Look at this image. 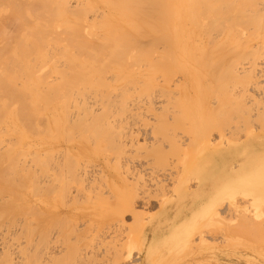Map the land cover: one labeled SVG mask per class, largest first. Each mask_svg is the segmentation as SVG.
Wrapping results in <instances>:
<instances>
[{
    "label": "rangeland",
    "instance_id": "obj_1",
    "mask_svg": "<svg viewBox=\"0 0 264 264\" xmlns=\"http://www.w3.org/2000/svg\"><path fill=\"white\" fill-rule=\"evenodd\" d=\"M257 1L261 2L262 0L261 1L257 0ZM101 6H104V5L101 4ZM104 7H106V6H104ZM263 21L264 20H261L260 22L263 23ZM191 22H193V21H191ZM244 22L241 21L240 23L242 24ZM260 22L257 23L258 26H259ZM188 23L189 24H188L187 28L190 29L189 32L191 31L192 28H194V25L197 26V24H194V22L193 23L188 22ZM145 24H147V23H145ZM190 24L191 25L194 24V25L191 26ZM237 24H239V23H237ZM241 24H239L240 26H235V28L237 27L236 29L234 28L236 33L233 35L234 32H231V34L229 36L230 38L226 37L228 32H226L225 30H224L225 32L222 31V29H223L222 28L221 32H222L223 36L222 35L219 36V39H217L216 42H214L215 45L213 43H211L210 41L212 39H213V41H215L216 37L218 35H220L221 33H218V35H217V32H213L215 35L214 34H212V35L215 36V39H214V37L213 38H207V36H206L207 39L205 38L204 42H202V43L199 42V39H198L199 37H195V35H193L194 37L193 36L189 37L190 35L185 36V38H183L182 41L183 42L186 41L187 43L191 42L190 43L191 47L188 49H182V50H177V51H165L166 49L163 47V45L159 44L157 46H160V49H159V47L156 46V49H158V50L155 49V51H154V49H153L152 50V51H154L153 53L150 52L149 54H147V53L145 54L146 57H144V59H147L148 61L144 60V62L141 61L139 63V64H141L142 62L143 63L146 62L145 65L142 63L144 67L142 66V64L140 66H142L141 72H143V74H148L151 77L148 80V83L146 80L145 84H143L144 82H137L138 84L137 83L132 84V86L135 85L136 87H130L131 83L130 84L128 83V85H126L123 82H119L117 84L118 86H115L116 89L114 88V89L109 90V89L104 88L105 92L106 91L112 92V93L109 92V94H112V95H109V94L108 95L111 96V99H114V100H111L109 97H107L110 99V100L108 99L109 101L114 102L116 100V98H118L121 102L117 99V101H115L116 103H112V104H115L117 107V108L115 107V109H114L113 106H115V105L110 104V102L105 98L107 100L106 104L107 103L110 104L109 108L111 109V105H112L113 109L115 110V111H111L112 109L111 110L108 109L110 111V114L108 113L109 111L107 113L109 115H111L114 112L112 114L114 116H113V118H112V115L108 116V117L105 116L106 117L105 118V117H103V115L105 113L101 114L99 112V114H101L100 116L103 118L101 120H104V118H105V120L101 121L99 118H98V120L94 119L93 120V121H95L94 123H96V121H97L98 126H96V124L93 123V121H92L93 118H91L92 116L89 117V123H91V122L93 123V126L91 125L92 123L89 124L90 125L89 126V128H90V130H89V142L90 143H89V146L87 145L89 147V161H87V158H85L83 155L78 156L77 160H79V162H81L83 164H85L87 161V162H89V165H95V164L102 165L103 163H106V161L109 160L110 164L108 165L107 169H108V172L110 175H108L109 177H107V176L105 177L106 180L102 179L105 182L104 184H106L107 186L104 184H102V185H104V187L105 186L108 187L109 189L113 188V186H114L115 188H113L112 190L110 189V190L113 191L115 189L116 191H118V192H116L117 194L110 192L108 190V188H105V189L103 188L104 191L100 190L101 186H102L100 181L103 183L101 178L100 179L97 178V180H94L93 178H89V180L92 182L97 181L98 183H100L99 184L100 189H99V191L96 189L97 192L95 191V193L102 194V196L100 195L101 198H103L102 201L99 199L98 200L96 199L97 197L100 198L99 196H97V194H96V197L94 196L95 198L92 197L93 196L92 190L94 192L95 188L98 187L97 185H96L97 187L94 186L97 183H94V185L92 186V184H90L91 182L89 181V184H90L92 189L89 188L87 190H84L85 191L84 196L85 195L87 197L89 196L90 199H92V200L94 199V201H97V202H94V201L91 202V200H88V198H86V196H85L86 200H85V198H84V200H81L83 198L80 199V197H83V194H81V196L78 195L79 198L77 199L78 200L77 201L75 198H77L78 196L75 193L76 197H74V195H73L74 193L72 192V190L73 191L75 190V188L78 185L77 184L78 182L77 183L75 182L74 184H76V186H74L72 184L74 182L73 181L74 178L73 179L69 178L68 181H66L67 180L66 178H63L64 181L68 182V183H69V181H71V179L73 181V182L71 181L69 183L72 185L68 184L70 187L67 186L68 190L69 189L71 190L72 188H74L71 190V192L73 193V194H71V196L72 195L73 196L71 197L70 194H68L69 196H65V195H63V196L65 198L69 197V200L74 197L73 198L74 202H75V200H76V203L80 202V204L77 203L78 205L75 204L76 205L75 208H72L74 206V202L72 200L70 202L73 203V205L70 203L71 204V206H70V205H68L69 200L65 199L64 197H61L62 196L61 192L59 193V195L57 193V190H59V191H62V190L65 191L66 190V192H67V188L63 189V187L65 188L66 186H65V183L62 180V178L61 179L57 178L56 180H58V182H53L54 180H51L53 183H56L58 185V187L55 188V189L58 188L57 190H55L56 193L53 192L54 187L57 186L56 184H55V186H53V184H51L53 187L51 190V194H48L50 192L49 188L47 191L48 193H46V191H44L46 189L42 190V192L44 194L46 193V195H47V197L44 196V199L47 198V201L46 202L44 201L45 203L42 202V200H41V196H43L44 194L39 196L40 193H37V192H34V194L31 193L29 195L31 197L27 196L26 199L25 198L23 199L21 197H19L20 199L18 197H16V198L12 197L13 195L11 194L12 196L10 195L9 200L6 199V197L9 196L8 194L4 195V196L0 194V203H4L6 200H8L9 202H11L13 200L14 204L16 203V205H14V206L11 205V203H10V205L14 207V208L12 207L10 209H9V207H11V206H9V204H7V203L4 205L0 204V264H27L26 261L27 262L29 261L28 263H30V264H36V263L41 264L40 259L42 257V253H43L42 249L44 250V248H45L44 244L47 241L45 242V238H43L41 236L42 233L40 234V232L42 230L43 231L49 230L48 232L50 233L53 230L52 226H51L52 222H54L55 219L58 218L59 215L61 217L66 211L65 216L64 215L62 216L63 218H65L68 213L70 214L71 210H73V211H71L72 214L70 216H67L64 223H66V221H68V223H69V221H71V223L75 222V224H76L75 227L77 226V229L74 226L71 227V229L74 232L76 231L78 234L75 232L76 237H74L75 233H70V234H73V236H71V237H74L76 240L77 236H78V238L79 237L83 238L85 236L84 239L86 241V242H84V240L82 238L80 241L79 240L80 238H79V239H77L80 241L79 246L73 247L71 245V248L73 247L75 249V247H77L75 250H78L77 252L79 253V255H76L78 253L75 250L71 251L73 253L75 251L74 254L77 257H74V258L75 259L77 258V260H78V256L81 258L80 255L82 254L83 251L85 252V251H87V249L89 251H91V248L92 249L94 248L95 250L94 249H93L94 251L92 250L93 251V252H91L92 254L89 251H87V255H88V253H90L89 255L91 257L93 256V258H94L95 255L97 256L96 253L98 251L100 252V254H102V256L98 257L100 255L99 254L97 256V258L95 256V258H94L95 261L90 258V260L94 261V264L97 261L96 259H99L98 262L102 263V264H121V263L122 264H184V263L185 264H264V228H263L264 225H263L262 229L259 228V230H258V229H255V228L249 226L247 222H244L245 225L242 223L240 225V224H237V222L235 223V221L232 224V223L224 222L223 220H214L213 221L210 219L211 220L210 221L208 219H204V220L198 219L200 214L203 217V213L206 211H209V212L217 211V213H221V211H223V209L225 211L226 210H231V211L233 210L234 211L236 209L235 211L239 212V213H244L246 211L247 214H249V213L252 214L255 211L262 212V214L264 212V187L260 191H246V190L244 191V190H242V187H243L242 184L244 182L238 178H235V175L238 174L239 170H240V169L238 170V168H241V167H239L240 166L239 164L241 163L240 156H242V154H244L245 152L246 153H248V152L249 153H255V152L260 153V152L264 151V95H263L264 93H262L261 96H259L260 94L257 95V93L259 92L258 89L254 88L255 91L256 90L258 91L257 93L254 91V93H256V95L259 96L260 99L263 97L261 100L257 97L259 102L254 101V99L257 100V98L252 97L251 89H249L250 91L249 92L247 91L246 94H243L244 91L247 90V87L250 83L249 79H248L249 75H246L245 77L244 76H240V77L237 76V75H239V72H242L241 67H243L244 69H245V67L247 69H249V68L251 69L252 65L254 67V65L256 63L258 64L257 66H259L260 64L263 65V63H261V61L264 62V51H262L263 49L260 50L262 47L258 48L257 44L258 43L261 44L264 41L263 40L264 39V37H263L264 31L262 30V28H260L262 26L258 27L260 29H256L257 27L254 26L255 30H253V33H252V31L250 29H253V26H252L253 24L251 22L249 23L251 25V27L246 26L248 23L243 24L244 26ZM183 25H184V23H183ZM238 27H242L243 29H240ZM246 27L248 28V31L244 30V28L246 29ZM145 28H147V25H145ZM198 29L199 28H197V30ZM237 29H240V30L237 31ZM241 30H242V32H241ZM11 31H12V29H11ZM223 32L226 33V35L223 34ZM212 35H211V37H212ZM147 38L149 40H151V38H149V37H147ZM189 38H191V39H189ZM178 39H179V36H178ZM186 39H189L188 40L189 42ZM206 40H207V42L210 40L209 45H210V43L213 45L211 47H209ZM261 40H263V41H261ZM147 42L150 43V41L145 40L141 44H143V43L145 44ZM206 43H207V48H206ZM218 43H222V45L218 44ZM252 43L253 44L256 43V46L253 48H252V46H253ZM203 44H205V46ZM184 45H185V43H184ZM202 45L204 48L202 47ZM192 46L193 47L195 46L196 49L193 48ZM234 46H235V49H233ZM146 47L150 48L151 46H149V47L146 46ZM251 48H252V50L255 48L260 50V52L258 51L260 54L256 53V55H255L254 53L251 52L252 51ZM146 52H148V51L146 50ZM166 52H168L170 54H168ZM150 54L152 56H154L152 63L155 61V63H153L152 65L150 64L151 63L150 59L152 57L150 56L151 57L150 59L147 58V57H149ZM167 55H168V58L166 57ZM253 55H255V56H253ZM156 57H158V58H156ZM252 57H255V58L257 57L256 58L257 60L254 58L256 60L255 61ZM251 58L253 59V61ZM169 59H171L172 61L169 62ZM250 62H252V63L249 65ZM147 64H149V65H147ZM261 65L259 66L260 70H258V72L264 70V67H263L264 65L262 67H261ZM152 67H154L155 70ZM236 68H237V70H235ZM233 69H234V71H233ZM235 71L236 72L238 71L237 72L238 74H235L236 76L234 75ZM244 72L246 73L247 71L244 70L243 73ZM260 73L262 74V72H260ZM260 73H259V75H260ZM263 73H264V71H263ZM185 74H186L187 80L185 79V77H183V75H185ZM188 74L190 77L188 76ZM222 74L226 77H224ZM241 75H243V74H241ZM164 76H165L166 80H168V81L170 80V78L172 79V77H173V81L176 79V82H173L172 80H170L172 83H174L176 85V87L175 86L173 87V89L175 88V90L171 89L172 88L171 82H169V83H171V85H170L168 82H167L168 83L167 84L166 81L165 82L161 81V80H164ZM167 76H169L168 79H167ZM221 76H223L224 78ZM219 77H221V78H219ZM257 78H259V77H257ZM178 79L181 81V83L178 81ZM218 79H219V82L217 81ZM195 80L198 81L200 85ZM258 80L261 84L258 82L259 85L257 86V88H259V86H260L261 88L259 90L262 91V89L264 88V84H262V82L264 83V75L261 76ZM195 83H197V85ZM177 84H179V85H177ZM223 84H224V86H223ZM167 85H170L169 89H171L172 92L166 91V90H169V89H167L168 88ZM120 86H124V88L121 87L122 88V90H121ZM118 87H119V89H118ZM243 87L246 88V90ZM125 88L127 89V91ZM242 88L244 89V91ZM249 88H251V86H249ZM104 90H103V92H104ZM128 90H129V92H128ZM163 90H165V93H166L165 95L163 94L164 93ZM124 91H126V92H124ZM100 92H102V91H100ZM219 92H221L220 95H219ZM239 93H242V94H239ZM259 93H261V92H259ZM93 94H95V93H93ZM118 94H120V96ZM162 94L164 95L165 98L163 96L161 97ZM92 95H91L92 98L96 96V94H95V96H92ZM168 95H170L171 98ZM243 95H245L244 96L245 98H243ZM123 96H125V99H127V100L122 99V98H124ZM127 96H129V98ZM167 96H168V98L171 99V101H169L170 99H168V100L166 99ZM176 96H178V98ZM238 96H240L239 98H242L240 100L241 101L243 100V102H240L239 100H237ZM100 98H101V96H100ZM181 98H183V99H181ZM1 99H4V98H1ZM156 99H157V102L155 103V101H153V100H156ZM91 100H93V99H90V101ZM159 100H160V102H158ZM173 100H178V104H177V102H173ZM244 100H246V102H244ZM14 102H12V103H14ZM92 102H94V100ZM124 102H126V103H124ZM172 102L174 104H176L175 105L176 108H175L174 104H172ZM118 103H120L121 105L124 104L125 106L127 105V107L128 106L130 107V105L132 106L134 104H137L139 106L141 105L140 107L136 106L137 109H139V111L141 109H143V107H144V110L140 111L141 114H138L140 112L137 109H136L137 111L136 110L133 111L136 113L138 112L136 115H138L137 117H139V115H140V117L138 118L139 120L137 119L138 122L136 119L134 120V121H136L135 124L132 123L133 119L130 121L131 125L129 124L130 126H135V128L132 127L133 131H135L136 133H140V135L138 136L139 137L138 140L140 142L137 140L138 142L135 145H129L130 147L126 146L127 149L125 147L120 146V145H116V144H118V138H119L118 135H120L119 132H120V130H122V129H120V125H116L119 127L118 130H116V131L111 129L112 127H110V126H109L110 127L109 128L106 124L104 125L106 127L101 126V124H103L105 122L107 124L112 123V122L115 123L116 118H117L116 123H118V121L121 123L120 118H123L125 115V112L123 109L124 105L121 108V105ZM151 103H153V104L155 103L158 105H155V106L150 105ZM163 103L167 106L169 105V108L161 105ZM224 103L225 104L228 103V105L226 104L227 106L223 107V106H225ZM240 103H242V104H240ZM244 103H247V104L245 105ZM97 104H98V102H97ZM185 105H186L187 110L185 108ZM172 107H174L175 111L178 110L179 112H173L171 110ZM162 108L165 111H167V109H168L169 111H172V112H170V113L167 112L168 113V116H167V115H165L166 112H164V110ZM117 109H118V111L120 110L123 112H118ZM147 109H149V110H147ZM158 110H161L160 111L161 115H163L162 113H164V115L161 116L159 114ZM180 110H182V112H180ZM222 110H225V111H223L221 114L220 112ZM152 111L153 112L156 111V112H154V114H152ZM3 112H7V111L3 110ZM115 112H116L117 116H115ZM150 113H151V115H150ZM171 113L174 114L175 117L172 114V116H173L172 118H174V119H171V117H170ZM96 114H98V113H96ZM119 114H121V115H119ZM92 115L94 116V114H92ZM136 115L133 117H136ZM142 115H143V117H142ZM153 115H156L157 119H155L156 116H153ZM228 115L229 116L231 115L232 117L228 118ZM165 116H167L168 119L164 118ZM107 118H110L109 121L108 120L106 121ZM175 118H177V119H175ZM2 119L0 121H2ZM140 119H143V120H140ZM144 119H146L147 120L146 122L149 123L148 125L146 124L147 126L145 125L146 122ZM174 120H177V121L175 122ZM183 120H185V121H183ZM43 121L46 125V123H47L46 120L44 119ZM155 121H157V122L160 121V124L155 122ZM173 122H175V124ZM126 123L127 122L125 121V122H123L122 125L125 126ZM165 123H167V125ZM1 124L6 125L5 120ZM1 124H0V127H1ZM156 124H158V125H156ZM127 125H128V123H127ZM140 125L141 126L143 125V126L141 127ZM95 126H96V128H95ZM100 126H101L102 130L98 129V127L100 128ZM137 126H138V129L141 130V132L139 130H137ZM139 127H141V128H139ZM143 127L144 128L146 127L148 129L150 128V130L151 129L153 130L155 128L156 130L155 129L153 130L154 135L152 133V130H151L149 136L143 134V132H142L144 129ZM165 127H168L166 129L167 131L165 129H163ZM178 127L181 129V131H180V129L178 130ZM182 127H184V128H182ZM103 128L105 129V131H104V133L101 132L102 133L101 134L100 131H103ZM172 129H173V131H172ZM175 129H177V132ZM92 130L94 132H92ZM109 130H111L112 132ZM168 130H170V131H168ZM183 130H185V131L183 132ZM159 131H161V132H159ZM71 132H69V134H71L73 136L78 135V134H73ZM171 132L172 133H179V134L178 135L177 134L169 135V134H171ZM156 133L158 135H155ZM95 134L97 136H95ZM141 134L145 135V138H144V136H141ZM39 135L40 134L31 133L29 135L28 139H23L22 134L12 133L8 130L0 129V139H2V142L0 143V152H1V149L4 148L5 144H7V143H3V141L12 139L11 141L14 142V144H15V146H13V147H16V149L18 150L17 151L18 154L16 155L18 160H16V161L20 165L23 162L24 163L27 162L25 164L27 166V168L25 165H24L25 168H23L27 172L26 169H28V166L30 167L29 161L34 160V159L31 160L30 156L35 157L36 151L40 150V152H37L36 156H38L39 153H43L42 151H44V149H43L44 145L39 140L40 139L39 137L41 135L40 136ZM68 135L66 133L64 135V137L58 141L60 146H69L68 144H71V142H72V144H74L75 142H79V141H74L73 136H72V138H70L71 136H69V138L67 140L68 143H67L64 140L67 139L66 137ZM91 135H93V138ZM42 136L45 139L47 137H49V140L53 139V136L49 133L48 134L44 133V134H42ZM151 136H152V138H151ZM154 136H156V137H154ZM96 137L98 140H99V138H102L101 143H97L98 142L97 141L95 144L94 141L97 140ZM163 137L167 138V140L172 139V138L177 139L176 145H173V144H175L174 140H171L170 142H168L167 140L165 141V138H164V141H163V139H162ZM36 139L41 144H38L37 143L38 141ZM91 139H93V140H91ZM248 139L251 140L250 143L244 144L243 142L247 141ZM114 140H116V141H114ZM146 140H148V141H146ZM154 140H156V141H154ZM102 141H104V142H102ZM145 141H146V144H144ZM158 141L163 144V145L161 144V146H164L163 148L161 147L160 149H163V150H165V152L166 151L168 152V153L166 152L168 154V158H166V154H165V156L161 155L162 156L161 159L163 161L161 162V159H160V162L161 163L164 162V163L168 164V163H171V161H172L173 164L175 162L176 165H178V167H179V169H178V167L176 168V166H175L176 169H173L174 171H178L181 169L179 172H176V173L174 172L175 174H177L176 176L174 174V177H176L175 178L176 181H174V179H173V181H174L173 182L172 178H171L168 180L169 182H167V183L169 184V187L172 190L174 188V185H177V180H178L180 183L185 185L184 193L179 195L178 191L172 190L165 197L164 201L160 202L159 200H156V201H152L150 204L149 203L146 204L147 203L146 201H144V203H143L141 199H135V201H133L132 207H130V209H127V210L122 209L120 202H119L120 200L115 202V200H116L115 198L119 197V196L123 198L122 195L124 193L122 192L123 190L121 189V187L124 188L123 184L127 185V187H126L127 189L125 188L124 190H127V192H129L130 189H128V187L131 188L130 183L128 186V182L126 184V182H124V180L125 181H131V185L133 183H136L137 182L136 180H138L139 184L136 183L135 185H140V184H142L141 180H142V182L145 180L149 181L150 179L152 180V178H153L152 176L157 177L158 175L159 176L161 175L162 171L160 172L159 170L162 167L160 165H158V166L155 165L156 166L155 167L156 172L152 171V173H151V171H144L142 173L144 176L141 174L140 176H135V177L133 176L134 178L131 177L132 176L131 175L132 174L131 169L133 170L135 165L138 167V165H139L138 161L140 160L139 158H141L144 161V158L148 155L153 156L152 154H154V156H153V159H154L155 155H160V154L165 153L164 151L162 152L161 150L160 151L162 153H160V151H157L156 154L154 152L153 153L149 152L150 154H148L146 152L148 150L154 151L155 149H158L159 147H157V145L160 144ZM139 143L140 144L143 143V145H141L142 146L141 148H143L145 146L144 147L145 149H142V150L140 149L141 151L140 150L137 151L139 153V154L137 153V155H136L139 159L137 161V157L135 159L134 154L136 153V150L139 149V147H136L137 144H139ZM75 145H77V143H75ZM150 146L151 147H157V148H155V149L152 148L153 150H151ZM40 148H42L43 150H41ZM107 149L110 151H108ZM168 149H170V150H168ZM27 153L29 155L31 153L32 154L29 156ZM144 153L146 154V156L142 155ZM239 154H240V156H238ZM66 155H68V154H66ZM235 157H237V159H235ZM157 158L159 161V156ZM153 159H152L153 163L156 164V160H155L156 158L154 159L155 161ZM167 159H168V161H166ZM62 160H64L62 163L65 164V159L62 158L61 161ZM142 160H140V161H142ZM36 162H37V160H36ZM254 162H256V161H254ZM19 164H18V166L20 167ZM130 165H131V169L127 172V168H129ZM12 166L13 165H11V167L9 166L10 171H12V169H13ZM14 166H16V164H14ZM21 166H23V165H21ZM32 166H31L32 167L31 169H33V171H36L35 172V173H37L36 176L38 175L39 171L41 172V173H39L37 178L33 179V181L29 177H28L29 178L28 179L25 177L22 178V176H20V178H19V175L15 176L18 174V172L16 171L17 173L16 172L10 173V175L16 173L15 175H13V176H15L14 177L15 179L14 178H4V179H1L2 183L4 185H7L8 183L10 184L12 182V183H15L17 188H19V187L23 188L24 186H27L25 184H30V183L33 184V183H36L39 181L38 183H39L40 187L42 188L41 185L44 184V178H40L42 171L38 170V169H42V168H39V166H36L35 162H34V164L32 163ZM162 166L164 167L165 165L162 164ZM65 168L66 167H64V170H65ZM14 169H15V167H14ZM14 169H13V171H14ZM18 169H20V168H18ZM67 169H68V166H67ZM157 170H158V172H157ZM65 171H67V170H65ZM6 172H9L8 168L6 169ZM120 173H121V175H120ZM6 174H8V173H6ZM26 174H23V176L24 175L26 176ZM111 174H113V176ZM178 175H180V177L182 176V177H187V178H178L179 177ZM141 176H143V178ZM230 178H232L231 181H229ZM13 179H14V181H13ZM51 179H53V178H51ZM6 180H8L9 182ZM34 180L36 182H34ZM61 180L63 182L59 183V181H61ZM110 180H111L112 185H113L112 187H111V184L109 183ZM232 180H235V181H232ZM260 180L262 181V180H264V178H260ZM25 181H27V182L25 183ZM28 181H30V182H28ZM40 182H42V184H40ZM229 182H231V183H229ZM38 183H37V185H38ZM63 183H64V185H63ZM226 184H229L230 186H232L233 189H230V191L226 192V188H227V186H229ZM34 185H36V184H34ZM61 185H63V186L61 187ZM135 185H132V189ZM263 185H264V181H263ZM46 186H48V184L45 185V188H46ZM49 186H50V183H49ZM71 186H72V188H71ZM210 187H214L215 190L209 189ZM223 187H226V188L224 189ZM64 191H62V192L65 193ZM52 192L54 193L53 194L54 196L52 195ZM89 192L91 193V195H88ZM107 192L109 193V195L112 193L110 196L111 197L114 196L113 201L111 200L112 198L109 197ZM245 192H247V193H245ZM104 193H106V195H108L109 199L107 198L106 195H104ZM48 195L49 196L52 195L53 197L51 196L52 198L51 197L48 198ZM58 196H60V198H62V199H60ZM57 197H58V199H57ZM104 197L108 199L106 201V202L109 201L108 205L111 204L110 206H112L111 208H110V206H108L109 211L113 207H116L117 209H119V211L121 210L120 215L118 217V218L121 217V219L119 221L121 223L119 224L117 221L119 219H117L112 224V225H115V223H116L117 226L115 225V227L117 229L114 226H111L113 228H110L107 230L106 228H102V226L98 223L102 219L101 218L97 219L96 215H98V214L100 215L101 210L104 211L103 214H105V213L107 214V211H108L107 209H105L107 207L103 208L104 203H106L104 201ZM7 198H9V197H7ZM29 198L30 199L33 198L32 202ZM53 198L54 199L56 198L58 204H56L54 202L56 200H54ZM63 198L65 200H68V203H67V201L64 200L65 203L63 202L62 204L61 203L59 204V200L63 201ZM122 198H121V200H122ZM16 199H18V200H16ZM48 199H51L50 200L51 202ZM117 200H118V198H117ZM23 202H24V204L27 202H31V203H28V205L30 204L29 206H31L32 210L27 204H25L30 208V209L29 208L26 209L27 206L25 207L24 204L23 205L21 204ZM53 202H54V204H52ZM66 203L69 207L67 208V205H66V209H65L64 204H66ZM83 203H85L84 204L85 207H87V205H90V204L91 205H93V204L97 205V203H100V204H98L97 207H99V208L102 207L103 209L98 211L99 209L96 208V206L93 207L91 205H90V207L88 206V208H84ZM135 203H137V204H135ZM32 205H33V207H32ZM48 205H50V209L52 208L51 211H54L55 209H53V208H56V207L58 208L59 206H60L59 207L60 209L58 208V211L55 210V212L51 213L50 215L47 214L48 215L47 216L46 214H43L41 212V210H43V212L47 213L49 211V210L46 211V209H48V207H49ZM56 205H58V206H56ZM79 205H81L82 207H79ZM6 206H9V207H6ZM20 206H21V208H20ZM22 206H24L25 209H23ZM34 206H36L37 208L39 207V208L38 209L36 207L34 208ZM41 206H42V208H41ZM5 207L8 209H6ZM16 207L18 210L16 209ZM76 208H78V210ZM95 208H96V211H93L92 209H95ZM11 209H12V211H10ZM67 209H69V210H67ZM74 209H76L78 212L74 211ZM220 209H221V211H220ZM14 210H15V212H14ZM24 210H25V212H24ZM59 210H62L63 213L60 212ZM79 210L80 211L85 210V211L82 212V215H81L80 214L81 212L79 213ZM90 210L92 211L93 214L90 213L91 212ZM240 210H241V212H240ZM5 211H7V214L5 213ZM97 211L100 213L96 214ZM109 211H108V213H109ZM122 211H123V213H121ZM58 212H59V214H58ZM74 212H75V214H73ZM31 213L33 215H31ZM87 213L89 215H87ZM84 214L86 216H84ZM43 215L47 216V217H44ZM52 215H57V216L50 218L49 216H52ZM90 215L91 216L94 215V216L91 217ZM222 215L223 214H221V217L224 218L225 216H222ZM76 216L79 218H76ZM82 216H83V219H82ZM60 217L57 219L58 224L55 226L57 229L54 228L55 230H53L51 232V233H53V235H51V236H53L52 239L55 238L54 235L56 236V240H57L56 246L58 247L60 245L62 247V245H63V248H59V247L58 248L61 250L63 249L65 251V249H66V248L64 249L65 245L62 243H65L66 241L61 240L60 238H61V235L64 233V232L62 233V230L64 228H67V227H65V226L63 227V225H62V227H63V229H62L61 226H59L60 224H62ZM68 217H70L69 218L70 220L68 219ZM71 217H73L75 220ZM84 217H86L85 220L88 218L86 220L87 222L92 221L91 222L92 224L86 223V221L84 220ZM103 217H104V215H103ZM24 218L25 219L27 218L26 219L27 222H28V220L33 222V224L31 223L32 229H31V225H28V226L26 225L27 223H26V221H24L25 220ZM63 218H62V220H64ZM76 219L78 220L77 223H76ZM89 219H92V220H89ZM95 219L99 220V221H95ZM37 220H39V221H37ZM22 221H24V223ZM35 221H37V222H35ZM50 221H51V223H50ZM79 221H80V223H79ZM237 221H240V220H237ZM59 222H60V224H59ZM81 222H84V223H81ZM97 223H98V226H97ZM137 223H141L144 225V228L141 231L139 230L138 227H136ZM28 224H30V222ZM54 224H52V225L54 226ZM87 224H91V225H87ZM21 225H23V228L21 227ZM42 225H44V226H42ZM46 225L48 226V228ZM86 225H87V228L85 227ZM92 225H94V226H92ZM194 225L195 226L197 225L194 232L189 231V230H191L190 229L191 227H194ZM238 225H240L242 227L245 226V228L244 227L241 228L240 226L238 227ZM81 226H82V228L83 227L85 228L83 231H81V229H82ZM95 226H97V227H95ZM26 227H27V229H26ZM33 227L38 228V229H33ZM93 227L95 230L93 229ZM100 227L102 229H104L106 232L103 231ZM118 227H120L121 229L119 230ZM7 229H9V230H7ZM69 229H67V230L64 229V230L67 231V233H68ZM92 229L95 232L91 231ZM122 229H123V231H121ZM250 229H252V230H250ZM254 229L257 231H255ZM112 230H116V231L118 230L117 232L120 231L121 235L115 231H113L114 232L113 233ZM124 230H125V232H124ZM248 230L251 233H249ZM30 231L31 232L35 231L37 239L35 238V233L31 234L34 236L28 237V236H30V233H29ZM86 232L90 235V237L87 236L88 234L85 235ZM102 232L103 233L105 232V234L103 235ZM252 232H253V234H252ZM38 233L40 235H38ZM60 233H62V234H60ZM81 233H83V234L81 235ZM108 233H109V235H106ZM116 233L120 236L117 237ZM25 234H28V235H26L27 237L25 236ZM65 234H66V232L64 233L63 236H65V240H66L67 237ZM70 234L68 233V236H70ZM110 234H112V235L110 236ZM122 234H124V235L122 236ZM38 236H41V238H39ZM112 236H114V237H112ZM119 237L122 239H120ZM34 239H36V240H34ZM38 239L39 240L42 239L44 242L41 240V242L39 243ZM88 239H90V240L94 239L95 242H94V240L92 242L91 241L89 242ZM69 240H70V238L68 237V244H69ZM75 240L73 242L71 239V241H72L71 243L72 244L75 243V245H76ZM30 241H31V244L29 243V246H28L27 242H30ZM32 241L34 244L32 243ZM51 241H49V242H51ZM53 241H55V240L53 239ZM61 241H64V242L61 243ZM79 241H78L77 245L79 244ZM100 241L102 242L103 245L101 244ZM42 242H43L44 248L41 246ZM84 243L87 244V246ZM90 243H91V245H90ZM92 243H94V245L98 243L101 246L95 245L96 246V248H95V246ZM39 244H40V246H38ZM50 244H52L51 246H53L54 243H50ZM115 244H117V245H115ZM30 245H32L33 249L30 248L31 247ZM33 245L34 246L37 245L36 250H35L36 246L34 247ZM82 245H83V247H82ZM88 245H90L91 247H88ZM49 246L50 245L48 244V247ZM114 246H115V248L116 247L118 248V251H117V249L114 248ZM40 247H42V248H40ZM57 247H56V250L60 254L61 250L59 251ZM84 247H87V248L85 249ZM39 248H40L41 256H40V252L38 250ZM67 248H68V246H67ZM105 248H106V251H108V252H106L104 250ZM83 249H85V250H83ZM96 249H100V250L97 251ZM63 250H62V252H63ZM26 251H28V253L29 252H31V253L28 254V253H26ZM115 251H116V253H115ZM122 251H124V252H122ZM38 252H39V254H38ZM58 252H57V254H58ZM102 252H104V253H102ZM32 253H33V256L35 254H36L35 255L36 257L38 256L37 258L39 260L38 259L37 260L40 261L39 263L36 261L35 256L32 259H34V261H36V263L32 259L28 258L29 255H30V257L32 256L31 255ZM64 253H65V255L69 254L66 252H64ZM64 253H62V255ZM22 254H23V256H22ZM39 256H40V258H39ZM60 256L61 255H59V257H57V258H59V260L62 258V256L61 257ZM70 256H72V255H69V257H67V258L65 256L66 262L65 261H62V262L67 263V260L68 261H69V259L72 260L73 258L72 257L70 258ZM82 256L88 257L84 253L82 254ZM75 259H73V261H75ZM103 259L104 260L106 259V261H104ZM102 260H103V262H102ZM57 262L58 261L56 260L55 263H57ZM72 262L70 261V262H68V264L69 263L72 264ZM78 262H79V260H78ZM78 262L76 263V261H75V262H73V264H75V263L78 264ZM98 262L96 264H99ZM62 264H64V263H62ZM91 264H93V263H91Z\"/></svg>",
    "mask_w": 264,
    "mask_h": 264
},
{
    "label": "bare ground",
    "instance_id": "obj_2",
    "mask_svg": "<svg viewBox=\"0 0 264 264\" xmlns=\"http://www.w3.org/2000/svg\"><path fill=\"white\" fill-rule=\"evenodd\" d=\"M259 1H261V0H259ZM101 4H103L106 7L101 6ZM243 20L245 22L247 21L246 23H248V24L250 22L253 24L252 25L253 29L249 28L252 31V33H253V30H255L254 26L257 27L256 29L262 28V30L264 31V24H263L264 21H263V23L260 22L261 20H264V0H262L261 2H258L257 0H74V1L73 0H0V116L3 118L2 119L0 117V120L2 119V121H0V124L2 122H4V120L6 122V125L1 124L0 129L8 130L12 133L22 134L23 139H28L29 135L31 133L40 134L41 136L44 133H46V134L49 133L53 136V139L49 140V137H47L45 139V138H43V136L41 137L39 135L40 136L39 140L44 145V148L42 147L44 149V151H42L43 153H39L38 156H36V154H37V152H40V150L36 151L35 157L30 156L32 153L30 155L28 154L29 152L27 153L31 157V160L34 159L33 161H29L30 167L28 166V169H26L27 172L25 171V169H23V168H25V166H26L25 164L27 162L26 163L23 162L21 164L23 166H21L16 161V160H18V158L16 156L18 154V152H17L18 150L16 149V147H13V146H15V144H14V142L11 141L12 139L3 141V143H7V144H5L4 148H2L1 152H0V194L3 196L8 194L9 196H7V197H9V198L6 197V199H8V200L10 199L11 194L13 195V196L11 195L12 197H15V198L21 197L23 199L24 198L26 199L27 196L31 197L29 195L31 193L34 194V192L40 193L39 196H41L42 194H44L42 192L43 189H46L44 191H46V193H48L47 192L48 188L50 190V192L48 194H51V190L53 188L51 184H53V186H55L56 183H53V182H58V180H56L57 178L58 179L62 178L63 181H64L63 178H66L67 179V180L65 179L66 181H68L69 178H72V179L74 178L73 179L74 182L71 179V181L73 182L72 184L74 186H76V184H74V183L78 182L77 183L78 185L74 191L72 190L74 188H72V186H71V188H72L71 190L74 194L71 192L70 189H69L70 190L69 191L67 188V186L72 185V184H69L71 181H69V183L64 181L66 187L65 188L63 187V189L67 188V192H66V190L65 191L62 190L65 192V193H63L62 191L57 190L58 188L55 189L56 187H58L57 184H56L57 186L54 187L53 192L56 193L55 190H57L58 195L61 192L62 193L61 197H64L63 195L69 196L68 194H70V196H71V194H73L74 197H76V195L81 196V194H83V197H80V199L83 198L81 200H84V198L86 196V195L84 196V194H85L84 190H87L89 188L92 189L90 184H92V186H93L94 183H97L94 186L97 185L98 187L96 186L97 188H95L94 192L92 190V195H93L92 197H94V196L96 197L97 193H95V191L96 192H97V190L99 191V189H100L99 184L100 183H101V185L104 184L105 182L103 180H106L105 177L106 176L109 177L108 175H110L108 172V169H107L108 165L110 164V161L108 160V161H106V163H103L102 165H100V164L89 165V162H87V161H89V147L88 146L90 143L89 142V130H90L89 124L92 123V122L89 123V117L92 116L91 118H93L92 119V121H93L94 119L98 120V118L100 120L103 119L100 116L102 113L103 114L105 113L103 115V117L111 116L114 112L113 113L111 112L112 114L109 115L110 111L108 109H110L109 108L110 104L116 103L115 101H117V99H118V98H116V100L114 102L109 101L111 99V96H109V95H112V94H109V92H111V91L105 92L104 88L109 89V90L114 89V88L116 89L115 86H118L117 84L119 82H123L126 85H128V83L129 84L131 83L130 87H136L135 85L132 86V84H136L137 82H144L143 84H145V81L147 80V83H148V80L151 77L148 74H143V72H141V67L143 66V64L145 65V63H146V62L143 63L144 60L148 61L147 59H144V57H146L145 54L146 53L149 54L150 52L153 53L156 49V46L159 44L163 45V47L166 49L165 51H177V50H182V49H188L191 47V45H190L191 42L187 43L186 41L185 42L182 41L183 38H185V36L190 35L189 37H192L193 35H195V37H199L198 38L199 42L202 43V42H204V39L206 38V36H207V38H213L214 37V39H215V36L212 35V34H214L213 32H217V35H218V33H221L220 35L217 36L218 38L216 37L215 41H213V39L211 41L209 40L211 43L214 44V42H216V40L219 39V36L222 35V32H221L222 28H223L222 31L225 30L226 32H228L227 36H226L228 38L230 36L231 32H234L233 35L236 33L234 30L235 26H240L239 24H241L240 23L241 21L244 22ZM191 21H193L194 24H197V26H195L193 24L194 28H192L191 31L189 32L190 29H188L187 27L189 24L188 22L193 23ZM245 22L242 23L241 25L246 24ZM258 22L261 23V24L259 23V26L257 24ZM145 23H147V24H145ZM183 23H184V25H183ZM237 23H239V24H237ZM248 24L246 26L251 27V25L250 24L248 25ZM145 25H147V28H145ZM193 25H191V26H193ZM260 26H262V27H260ZM247 27H246V29L244 28V30L248 31ZM258 27H260V28H258ZM197 28H199V29L197 30ZM238 28L243 29L242 27H238ZM11 29H12V31H11ZM240 29H237V31H239ZM224 32H223V34L226 35V33H224ZM241 32H242V30H241ZM211 35H212V37H211ZM178 36H179V39H178ZM147 37L151 38V40H149ZM263 37H264V35H263ZM189 39H191V38H189ZM189 39H186V40L188 41ZM145 40L150 41V43L147 42L148 44L147 43L141 44ZM263 40H261V41H263ZM209 41L207 42V40H206V42L208 43V46L211 47L213 44L210 43V45H209ZM184 43H185V45H184ZM207 43H206V48H207ZM218 44L222 45V43H218ZM203 45L205 46V44H203ZM203 45H202V47H203ZM146 46H148V47L151 46V47L147 48ZM255 46H256V43L253 44L252 48ZM157 47H159V49H160V46H157ZM257 47L258 48L262 47L260 50L263 49L262 51H264V41L261 44L258 43ZM193 48L196 49L195 46ZM252 48H251V50H252ZM153 49H154V51H152ZM233 49H235V46ZM146 50L148 52H146ZM156 50H158V49H156ZM260 50L255 48L251 52L256 55V53H259ZM166 53H168V52H166ZM168 54H170V53H168ZM255 55H253V56H255ZM153 57L154 56H152L151 54L149 55V57H147L148 59L151 58L150 59L151 65L153 63H155V61L152 63V60L154 59ZM166 57L168 58V55ZM156 58H158V57H156ZM252 58L254 59L255 57H252ZM171 59H169V62L172 61ZM253 59H252V61H253ZM141 61H143L142 62L143 64L141 63L142 66H140L141 64H139ZM251 63L252 62H250L249 65ZM261 63H263V65H264L263 61H261ZM147 65H149V64H147ZM257 65H258L257 63L254 65V67L252 65L253 68L251 67V69L250 68L247 69L246 67L244 69L243 67H241L242 72H239V75H237L239 77L240 76L245 77L246 75H249L248 79H249V82L251 84L249 83L247 90H246V88H244L245 87L244 86L243 88L246 91H244V89L242 88L244 91V93L243 92L242 93L246 94V92L247 91L249 92L250 91L249 89H251L253 98H257V97L259 98V96H261V94L264 93V88L262 89L263 92L259 90L261 88L260 86H259V88H257V86L260 83L258 79L264 75V73H263L264 70L260 71V72H262V74L260 72H258V70H260L259 66L261 64L259 66H257ZM263 65H261V67ZM152 68H154V67H152ZM154 70H155V68H154ZM235 70H237V68ZM244 70L247 72L243 73ZM233 71H234V69H233ZM237 72L235 71L234 75L238 74ZM259 73L261 76L259 75ZM241 74H243V75H241ZM188 76H189V74H188ZM223 76H221V77H223ZM168 77L169 76H167V79H168ZM183 77H185V79H186V74L183 75ZM221 77H219V78H221ZM224 77H226V76H224ZM257 77H259V78H257ZM170 80L173 81V77H172V79L170 78ZM170 80L169 81L166 80V78L164 76V80H161V81H163V82L166 81V83L167 82L169 83V82H171ZM178 81L181 83V81L179 79H178ZM217 81L219 82V79ZM173 82H176V79ZM196 82H198V81H196ZM171 83H169V84L171 85ZM173 84L174 83H172L171 89H173L174 86L176 87V85L175 84L173 85ZM179 84H177V85H179ZM195 84L197 85V83H195ZM198 84H199V82H198ZM262 84H264V83L262 82ZM170 85H167L168 86L167 89L170 88L169 87ZM223 86H224V84H223ZM249 86H251V88H249ZM121 87L124 88V86H120L121 90H122ZM254 88L258 89V91L261 93H259L257 90L255 91ZM118 89H119V87H118ZM127 89H126V91H127ZM171 89L166 90V91L172 92ZM103 90L105 93L103 92ZM173 90H175V88ZM100 91H102V92H100ZM126 91H124V92H126ZM163 91H164L163 94L165 95L166 94L165 90H163ZM254 91L256 93L258 92L257 95H259V94L260 95L257 96L256 93H254ZM128 92H129V90H128ZM93 93H95L96 96ZM220 93L221 92H219V95H220ZM242 93H239V94H242ZM163 94L161 95V97L162 96L164 97ZM91 95L95 96V97L92 98ZM118 95L120 96V94H118ZM100 96H101V98H100ZM168 96L171 98L170 95H168ZM168 96L166 98L167 100L170 99V98H168ZM244 96L245 95H243V98H245ZM107 97H109L110 99ZM123 97L124 98H122V99H125V96H123ZM127 97L129 98V96H127ZM176 97L178 98V96H176ZM239 97L240 96H238L237 100H239L240 102H243V100L242 101L240 100L242 98H239ZM1 98H4V99H1ZM105 98L107 100L109 99L108 101L110 102V104L107 103L109 106L106 104L107 100ZM258 98H257V100H258ZM90 99H93L94 102H92L93 100L90 101ZM181 99H183V98H181ZM111 100H114V99H111ZM125 100H127V99H125ZM246 100H244V102H246ZM257 100L254 99V101L259 102V100L258 101ZM153 101H155V103H156L157 99L153 100ZM169 101H171V99ZM12 102H14V103H12ZM97 102H98V104H97ZM158 102H160V100ZM173 102H177V104H178V100H173ZM173 102H172V104H174ZM124 103H126V102H124ZM155 103L154 104L151 103L150 105H154V106L158 105ZM164 103L161 105L169 108V105L167 106ZM118 104H120V103H118ZM226 104L228 105V103H226ZM226 104L224 103L225 106H223V107H226L227 106ZM240 104H242V103H240ZM244 104L246 105L247 103H244ZM112 105H115V104H112ZM112 105H111L112 110L111 109L110 110L115 111L114 109H115L116 105L113 106L114 109H113ZM123 105L124 104L121 105V108L123 107ZM175 105L176 104H174V106ZM136 106H139V105L134 104L132 106L130 105V107L129 106L127 107V105L126 106L124 105L123 109H124L125 115L123 114L124 115L123 118H120L121 116L119 117L121 119L120 120L121 123L119 121H118V123H116V119H117L116 118L115 123L112 122V123L107 124L105 122V123L101 124L102 127H106V126H104L105 124L108 127L109 126L112 127L111 129H113L114 131L118 130V128H119L116 125H120V129H122V130H120V132H119L120 135H118V137H119L118 138V144H116V145H120V146L126 148V146L135 145L139 141L138 136L140 135V133H136L135 131H133L132 127L135 128V126H130L131 125L130 121L132 119H133L132 123L135 124L136 121H134V120L135 119L137 120L140 117V115H139V117H137L138 115H136L138 112L137 113L133 112L137 109ZM172 108H171V110L173 112H179L178 110L175 111L174 107H172ZM175 108H176V106H175ZM185 108H186V105H185ZM149 109H147V110H149ZM3 110L7 111V112H3ZM137 110L139 111V109H137ZM142 110H144V107L140 111H142ZM186 110H187V108H186ZM117 111H118V109H117ZM158 111H159V114L161 115V112H160L161 110H158ZM172 111H169L168 109H167V111L164 110V112H166L165 115H167V116H168V113H170ZM223 111H225V110H222L220 113L222 114ZM99 112L101 114H99ZM116 112H115V116H117ZM118 112H123V111L119 110ZM154 112H156V111H154ZM154 112L152 111V114H154ZM180 112H182V110H180ZM96 113H98L99 115ZM92 114H94L95 117ZM138 114H141V112ZM162 114L164 115V113H162ZM172 114L173 113H171L170 117H171V119H174V118H172L174 116V114H173V116H172ZM119 115H121V114H119ZM135 115L137 118L133 117ZM143 115H142V117H143ZM150 115H151V113H150ZM163 115H161V116H163ZM113 116L114 115H112V118H113ZM153 116H156V115H153ZM167 116H165L164 118H167ZM229 117H232V116L228 115V118ZM105 118H104V120H105ZM110 118H107L106 121L107 120L109 121ZM177 118H175V119H177ZM42 119L46 120V122H47L46 125ZM155 119H157V116ZM104 120H101V121H104ZM138 120H137V122H138ZM140 120H143V119H140ZM144 120H145V122L147 121L146 119H144ZM125 121L128 123V125L126 123L127 126L122 125L123 122H125ZM174 121L176 122L177 120H174ZM183 121H185V120H183ZM94 122L95 121H93V123ZM155 122H157V121H155ZM175 122H173V123L175 124ZM93 123L91 124L92 126H93ZM157 123L160 124V121ZM167 123H165V124L167 125ZM94 124H96V126H98L97 121ZM146 124L148 125L149 123L146 122L145 125ZM156 125H158V124H156ZM96 126H95V128H96ZM101 126H100V128H101ZM141 127H139V128H141ZM100 128L98 127L99 130H102V128L101 129ZM167 128L168 127H165L163 129L166 130ZM182 128H184V127H182ZM173 129H172V131H173ZM179 129L180 128L178 127V130ZM137 130H139L141 132V130L138 129V126H137ZM151 130H150V128L148 129L145 127L142 132H143V134L149 136ZM153 130H152V133L154 135ZM175 130L177 132V129H175ZM104 131H105V129L103 128V131H100V133L101 132L104 133ZM109 131H111V130H109ZM168 131H170V130H168ZM180 131H181V129H180ZM184 131L185 130H183V132ZM69 132H71L73 134H78V135L73 136V135L69 134ZM92 132H94V131L92 130ZM159 132H161V131H159ZM66 133H67V135L68 134L69 135L66 137L67 139L64 141L67 142L69 136H71L70 138H72V136H73L74 141H79V142H75V143H77V145H75V143L72 144V142H71V144H68L69 146H60L58 141L61 140ZM157 133L155 135H158ZM174 134L178 135L179 133H172L171 132V134H169V135H174ZM145 135L141 134V136H144V138H145ZM91 136L93 138V135H91ZM95 136H97V135L95 134ZM154 137H156V136H154ZM151 138H152V136H151ZM164 138L165 137L162 138L163 141H164ZM96 139H97V137H96ZM101 139L102 138H99V140L98 139L95 140L94 141L95 144L97 141H98L97 143H101ZM91 140H93V139H91ZM166 140H167V138H165V141ZM171 140H174L175 144H173V145H176L177 139L172 138V139H168L167 141L170 142ZM114 141H116V140H114ZM146 141H148V140H146ZM146 141L144 144H146ZM154 141H156V140H154ZM250 141L251 140L248 139L247 141H245L243 143L248 144V143H250ZM1 142H2V139H0V143ZM102 142H104V141H102ZM37 143L41 144V143H39V141ZM161 144L162 143L157 145V147H159L158 149H155L157 147H151L150 146L151 150H153V149H155V150L150 151L147 149L148 151H146V152L148 154H150L149 152H152V153L154 152L156 154V152L160 151V150L162 152L163 151L165 152V150L160 149L161 147L162 148L164 147V146H161ZM141 145H143V143L142 144L139 143L136 146V147H139V149H137L136 153L134 154L135 159L137 157L136 156L138 153L137 151H139L140 149L141 150L145 149L144 148L145 146L143 148H141L142 147ZM42 148H40V149L43 150ZM168 150H170V149H168ZM108 151H110V150H108ZM161 151H160V153H162ZM166 152L163 154H160V155H155L156 159L155 158L154 159L156 160V164L153 163V161H152L154 154H152L153 156H150V155L146 156V154L144 153V154H142V155L146 156L144 158V161L141 158H139L140 160H142V161H140L137 157V161L139 160L138 161L139 162L138 167L135 165V167L132 170L131 165H130V167L127 168V172L131 169V173H132L131 174L132 176L130 175L131 177L140 176L144 171H151V173H152V171L156 170L155 167L158 165H160L162 167L159 170L160 172L161 171L162 172H161L160 176L158 175L159 177L157 176L158 178L156 176L155 177L152 176L153 177L152 180L151 179L149 181L145 180L146 182L145 181L142 182V180H141L142 184H140V185H135L136 183L139 184V181L136 180L137 182L132 184V185L136 186V187L134 186L135 188L133 187V189H132L131 181H125L124 180V182H126V184L128 182V186L130 183L131 188L128 187V189H130L129 192H127V190H124L127 187V185L123 184L124 188L119 185L121 187V189L123 190L122 192L124 193L122 195L123 198L120 196H119L120 198L116 197L117 195L115 196L116 197L115 202L120 200L119 202H120L122 209H124V210L130 209V207H132L133 201H135V199H141L143 203H144V201H146L147 202L146 204H148V203L150 204L152 201H156V200H159L160 202L164 201L165 197L172 190L178 191L179 195L184 193L185 185L180 183L178 180H177V185H174V188L172 190L170 189L169 184L167 183V182H169L168 180L171 178H172V181H173V179H174V181H176L175 180L176 177H174V174L176 172H179L181 169L178 171H174L173 169H176L178 167V165H176L175 162H174V164H175L174 165L172 163V161H171V163H168V164L164 163V162L161 163L163 161L161 159L162 158L161 155L165 156V154H166V158H168V154H167L168 152L167 153ZM66 154H68V155H66ZM80 155H83L85 158H87V161L85 164H83V163L79 162V160H77L78 156H80ZM156 156L157 157L159 156V161H158V158ZM238 156H240V154ZM237 157H235V159H237ZM62 158L65 159V164L62 163L64 161V160L61 161ZM240 158H241V163L239 164L240 165L239 167H241V168H238V170L239 169L240 170H239V173L235 175V178H238L244 182L242 184V186H243L242 190H244V191L245 190L246 191H260L264 187V185H263L264 180H262V181L260 180V178H264V151H262L260 153H258V152L246 153L245 152L244 154H242V156H240ZM160 159H161V162H160ZM36 160H37V162H36ZM166 161H168V159ZM254 161H256V162H254ZM34 162L36 163V166H39V168L43 169V170L38 169V170L42 171L40 178H44V184L45 185L48 184V186H49V183H50L49 187L46 186V188H45V185L42 184V182H40V184H42L41 185L42 188H41L39 183H38L39 181L36 182L35 180H34V182H36V183L25 184L27 186H24L23 188H21L19 186H18L19 188H17L15 183H12V182L10 184L8 183L7 185H4L2 183L1 179L14 178L15 176H18V175H19V178H20V176H22V178L23 177H25V178L29 177L33 181V179L37 178L39 173H41L39 171L38 175L36 176V174H37V173H35L36 171H33V169H31L34 166V165L32 166V163L34 164ZM14 164H16V166H14ZM18 164L20 165V167L18 166ZM162 164L165 166L163 167ZM11 165H13L12 166L13 169L15 167L14 171L12 168H11L12 171H10ZM67 166H68V169H67ZM175 166H176V168H175ZM64 167H66L65 170H67V171L64 170ZM7 168L9 170V172H6ZM18 168H20L21 170ZM26 168H27V166H26ZM178 169H179V167H178ZM16 171L18 172L17 175H15L17 173ZM11 172H16V173L10 175ZM157 172H158V170H157ZM6 173H8V174H6ZM23 174H26V176L25 175L23 176ZM13 175H15V176H13ZM111 175L113 176V174H111ZM120 175H121V173H120ZM176 175L177 174H175V176ZM143 176H141V177L143 178ZM178 176H179L178 178H187V177H182V176L180 177V175H178ZM51 178H53V179H51ZM89 178H93L94 180H97V178L98 179L101 178V180L103 179L102 180L103 183L101 181H100V183H98L97 181L92 182L89 180ZM14 179H13V181H14ZM231 179L232 178H230L229 181H231ZM51 180H54V181L52 182ZM62 180L59 181V183L63 182ZM235 180H232V181H235ZM6 181H8V180H6ZM89 181L91 182L90 184H89ZM26 182L27 181H25V183ZM28 182H30V181H28ZM37 183H38V185H37ZM64 183H63V185H64ZM109 183L111 184V187H112L113 185H112L111 180ZM229 183H231V182H229ZM34 184H36V185H34ZM63 185H61V187ZM104 185H106V184H104ZM104 185H102L103 187L101 186L100 190L104 191L105 188H108V187H106L107 185L105 187H104ZM226 185H229V184H226ZM113 188H115V187L113 186ZM113 188H110V189L112 190ZM223 188L225 189L226 187H223ZM110 189L108 188V190L110 192L117 194L116 192H118V191H116L115 189H114L115 191L114 190L111 191ZM209 189L215 190L214 187H210ZM230 189H233L232 186H230V185L227 186L226 192L230 191ZM53 192H52V195L54 194ZM108 192H107V194L109 195ZM46 193L43 196H41L42 202L47 201V198H45L46 200L44 199V196L47 197ZM75 193H76V195H75ZM245 193H247V192H245ZM52 195H50V196L48 195V198H50ZM88 195H91V193L89 192ZM100 195L102 196V194H97V196H99L101 198ZM104 195H106V193H104ZM108 195H106L107 198H108ZM110 195H109V197H111ZM79 196L75 199L77 200L79 198ZM58 197L60 198V196H58ZM58 197H57V199H58ZM64 198H63V201L61 200L62 202L59 200V204L60 203L62 204L65 199L69 200V197L65 198V199ZM73 198H71L69 200V203H68V200H65V201H67L68 205H70V206H71V204L73 205V203L70 202L71 200L74 202ZM86 198H88V200H91V202L94 201V199L93 200L90 199L89 196L88 197L86 196ZM86 198H85V200H86ZM100 198L97 197L96 199L97 200L99 199L102 201L103 198H101V199ZM107 198L104 197L105 202L109 199V198L108 199ZM111 198H112L111 200L113 201L114 196ZM117 198H118V200H117ZM121 198H122V200H121ZM32 199L33 198L30 199L31 202H32ZM60 199H62V198H60ZM8 200H6L4 203H0V204L4 205L7 203V204H9V206L16 205V203L14 204L13 200L12 201L10 200L11 202H9ZM16 200H18V199H16ZM48 200L50 201L51 199H48ZM54 200H56V198ZM76 200H75L74 206L72 208L76 207L75 204H77V203L80 204V202L76 203ZM31 202H27L25 204L28 205V203H31ZM54 202L56 204H58L57 200ZM54 202L52 204H54ZM94 202H97V201H94ZM108 202H106L107 204L104 203V205L101 202L100 203L104 206L103 208L107 207L105 209L108 210L109 209L108 206L111 205V204L108 205ZM10 203H11V205H10ZM67 203L64 204L65 209H66ZM100 203H97V205H94V204L93 205L90 204V205L93 207L96 206V208L99 209L98 211H100L101 209H103L102 207L101 208L97 207L98 204H100ZM21 204L23 205L24 202ZM25 204H24V206L26 207L27 205H25ZM84 204L85 203H83V205ZM135 204H137V203H135ZM68 205H67V208L69 207ZM90 205H87V207H85V205H84V208H88V206L90 207ZM9 206H6V207H9ZM13 206L9 207V209L12 208ZM24 206H22L23 209H25ZM28 206L26 207V209L29 207L31 208V206H29V207ZM48 206H49L48 209H46L43 206L46 209V211L49 210L47 213L43 212V210L40 209L43 214H46V215L49 214L50 215L51 213L55 212V210L58 211V208L60 207L59 206L58 208L57 207L53 208L55 210L51 211L52 208L50 209V205H48ZM56 206H58V205H56ZM32 207H33V205H32ZM35 207L36 206H34V208ZM79 207H82V206L79 205ZM111 207L112 206H110V208ZM20 208H21V206H20ZM41 208H42V206H41ZM96 208L92 209V210L96 211ZM6 209H8V208H6ZM16 209H17V207H16ZM76 209L78 210V208H76ZM76 209H74V211H77ZM31 210H32V208H31ZM67 210H69V209H67ZM235 210L234 211L233 210L232 211L231 210L225 211L223 209V211H221V209H220L221 213H217V211H215V212L206 211L203 213V217L200 214L198 219L199 220H201V219L202 220H204V219L210 220L211 219L213 221L214 220H223L224 222L232 223V224L235 221V223L237 222V224H240V225H241V223L245 225L244 222H247L249 226H251L255 229H258V230H259V228L262 229V227L264 225V215H263L264 212L262 214V212L255 211L252 214L251 213L247 214L246 211L244 213H239V212H236ZM7 211H5L6 214H7ZM10 211H12V209ZM59 211L62 212V210H59ZM71 211H73V210H71ZM71 211H70V214L68 213L69 215L67 214V216H70L72 214ZM84 211L79 210V213L81 212L80 214L82 215V212H84ZM98 211L96 214L101 212V214H100L101 216L99 214L98 215L95 214V215H96L97 219L101 218L102 220L99 221V220L95 219V221H99L98 223L102 226V228H106L108 230L110 228H113L111 226H114V227H115V225L117 226L116 223H115V225H112L117 219H119V220H117L118 223L119 224L121 223V222H119L121 217L118 218L121 210L119 211V209H117L116 207H113L110 211L108 210L109 213L107 211V214L106 213L103 214L104 211H102V210L100 212H98ZM14 212H15V210H14ZM24 212H25V210H24ZM240 212H241V210H240ZM65 213H66V211H65ZM65 213L63 214L64 216H65ZM90 213H92V211ZM121 213H123V211ZM58 214H59V212H58ZM73 214H75V212ZM221 214H223L222 216H225V217L222 218ZM31 215H33V214L31 213ZM57 215H52L49 217L53 218ZM87 215H89V214L87 213ZM103 215H104V217H103ZM47 216H44V217H47ZM62 216L61 217H60V215L58 216V218L60 217L61 223H62V224H60V222H59V224H60L59 226H61L62 229L64 226L67 227V228H64L65 230L70 228L68 230L69 234L75 233L76 231L74 232L71 229V227H73V226L75 227V225H76L75 222L74 223L72 222L73 224L71 223V221H69V223H68V221H66V223H64L67 216L65 218H63ZM84 216H86V215L84 214ZM93 216H91V217H93ZM58 218H56L55 221L53 220L54 222H52V224H54L56 222L54 224V226L51 224L53 230H55L54 228H56L55 226L58 224V221H57ZM62 218L64 220H62ZM69 218L70 217H68V219ZM71 218H73V217H71ZM76 218H79V217L76 216ZM85 218L86 217H84V220H85ZM26 219L24 221H26L27 224L26 223L25 224L27 226L31 225V223L33 224V222H31L30 220H28V222H27ZM82 219H83V216H82ZM89 220H92V219H89ZM237 220H240L241 222L237 221ZM24 221H22V222L24 223ZM37 221H39V220H37ZM37 221H35V222H37ZM80 221H79V223H80ZM29 222H30V224H28ZM77 222H78V220L76 219V223ZM91 222L86 221V223H91ZM50 223H51V221H50ZM81 223H84V222H81ZM98 223H97V226H98ZM91 224H87V225H91ZM23 225H21L22 228H23ZM62 225H63V227H62ZM87 225L85 226L86 228H87ZM94 225H92V226H94ZM240 225H238V227ZM42 226H44V225H42ZM97 226H95V227H97ZM196 226L194 225V227H191L190 228L191 230H189V231L194 232V230L196 229ZM136 227H138L139 230L141 231L144 228V225L141 223H137ZM240 227L245 228V226H243V227L240 226ZM47 228H48V226H47ZM75 228L77 229V226ZM81 228H82V226H81ZM26 229H27V227H26ZM31 229H32V225H31ZM33 229H38V228L33 227ZM84 229L85 228L83 227L81 229V231H83ZM93 229H94V227H93ZM93 229L91 231L95 230V229L94 230ZM118 229L120 230L121 228L118 227ZM123 229L121 231H123ZM7 230H9V229H7ZM63 230H62V233L66 232L65 235L67 237L65 240V236H63L64 233L63 234L60 233V234H62L60 239L66 241L65 243H62L64 241H61V243L65 245L64 249L66 248L65 251L62 249L63 252L61 249H59V248H63V245H62V247L59 245L58 246L59 248L56 246L57 240H56L55 235H54L55 238H53V239L56 242L53 241V239H52L53 236H51V235H53V233H51L52 232L51 230H50L51 234L48 232L49 230H47V231L42 230L43 232L40 230L41 231L40 234L42 233L41 236L43 238H45V242L47 241L44 244V246H45V248H44L43 247L44 241L42 239H40V240L38 239L39 243L41 242V240L43 241L41 246L44 248V250L42 249L43 253H42V257L40 259L41 264H57V263L58 264H60V263L61 264L62 263L68 264V262H70V261L72 262L73 259H75L74 257H77L76 255H79V253L77 252L78 250H75L77 247H75V249L73 247L80 245V241H81L82 237L81 238L79 237L80 238L79 239L77 236V238L75 240L74 237H76L77 232L75 233L74 237H71V236H73V234H70V236H68L67 231H65V230L63 231ZM102 230L105 231L104 229H102ZM250 230H252V229H250ZM113 231L117 232L118 230L117 231L112 230V232ZM255 231H257V230H255ZM105 232L104 233L102 232L103 235L105 234ZM124 232H125V230H124ZM29 233H30V236H28V237H32L34 235H31V234L35 233V231L34 232L30 231ZM117 233L120 234V231ZM249 233H251V232L249 231ZM40 234L38 233V235H40ZM82 234L83 233H81V235ZM86 234H88V233L86 232L85 235ZM112 234H110V236ZM252 234H253V232H252ZM26 235H28V234H25V236ZM106 235H109V233ZM120 235L117 234V237ZM123 235L124 234H122V236ZM41 236H38V237L41 238ZM87 236L90 237L89 234ZM68 237L70 238L69 244H68ZM84 237L82 239L84 240V242H86ZM112 237H114V236H112ZM35 238H36V233H35ZM36 239H34V240H36ZM71 239L73 242H74V240L76 241V245H75V243L74 244L71 243L72 242ZM77 239H79L80 241ZM120 239H122V238H120ZM88 240H89V242L90 241L92 242L94 239H92V240L88 239ZM33 241H32V243H33ZM49 241H51V242H49ZM78 241H79V244L77 245ZM94 242H95V240H94ZM27 243L29 246V243L31 244V241L27 242ZM50 243H54L53 246H51L52 244H50ZM48 244L50 245L49 247H48ZM92 244L94 245V243H92ZM101 244H102V242H101ZM71 245L73 246L72 247L73 249L71 248ZM85 245L87 246V244H85ZM90 245H91V243H90ZM90 245H88V247H91ZM95 245L101 246L98 243ZM115 245H117V244H115ZM30 246H31L30 248L33 249L32 245H30ZM35 246L34 247L36 250L37 245H35ZM38 246H40V244ZM67 246H68V248H67ZM42 247H40V248H42ZM56 247L58 248L59 251L61 250L60 254L56 250ZM82 247H83V245H82ZM40 248L38 249L39 252H40ZM84 248L86 249L87 247H84ZM95 248H96V246H95ZM114 248H115V246H114ZM85 249H83V250H85ZM93 249L91 248V251H89L87 249V251H89L91 253L95 250V249L94 250ZM115 249H117V251H118L117 247ZM73 250H75L78 254L75 255L74 254L75 251H74V253L71 252ZM96 250L98 251L100 249H96ZM104 250L106 251V248ZM28 251H26V253H28ZM87 251H85L86 253L83 251L82 254L84 253V254H86V256H88L90 253H88V255H87ZM124 251H122V252H124ZM39 252H38V254H39ZM57 252L59 255L62 256V258L60 260H59V258H57V257H59ZM61 252L62 253L66 252L69 254L65 255V253H64L62 255ZM98 252L96 253L97 256L100 254V252L99 253ZM104 252H102V253H104ZM106 252H108V251H106ZM30 253L31 252H29L28 254H30ZM115 253H116V251H115ZM82 254L80 255L81 258L78 256L79 262H78L77 258L75 259L76 263L78 262V264H91V263L94 264V261H95L94 258L96 255L94 256V258H93V256L91 257L89 255L88 256L89 258H88V257H83ZM31 255L33 256V253ZM69 255H72V256H70V258L72 257L73 259L72 260L69 259V261L67 260V263H65L66 262L65 256L67 258V257H69ZM22 256H23V254H22ZM32 256L30 257V255H29L28 258H30V259L34 258V256L33 257ZM40 256H41V252H40ZM40 256H39V258H40ZM97 256H96V258H97ZM100 256H102V254H100L98 257H100ZM37 257L35 259L39 263L40 261H38L39 259ZM90 258L94 261L90 260ZM32 260L34 261V259H32ZM56 260L58 261L57 263H55ZM96 260H97L96 261V263H97L99 261V259H96ZM103 260H102V262H103ZM36 261H34V262L36 263ZM62 261H65V262H62ZM75 261H73V262H75ZM104 261H106V259ZM28 262L26 261L27 264H30ZM73 262H72V264H73ZM99 264H102V263H99Z\"/></svg>",
    "mask_w": 264,
    "mask_h": 264
}]
</instances>
